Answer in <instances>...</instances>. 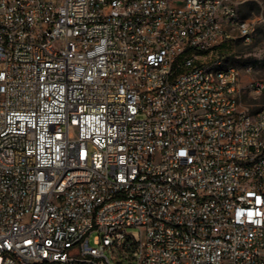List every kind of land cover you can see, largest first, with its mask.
<instances>
[{"label": "built area", "instance_id": "built-area-1", "mask_svg": "<svg viewBox=\"0 0 264 264\" xmlns=\"http://www.w3.org/2000/svg\"><path fill=\"white\" fill-rule=\"evenodd\" d=\"M232 29L233 0H0V264H264Z\"/></svg>", "mask_w": 264, "mask_h": 264}, {"label": "rangeland", "instance_id": "rangeland-1", "mask_svg": "<svg viewBox=\"0 0 264 264\" xmlns=\"http://www.w3.org/2000/svg\"><path fill=\"white\" fill-rule=\"evenodd\" d=\"M233 1L240 17L249 20L255 30L252 38L245 40L236 29H232L233 36L218 48V52L222 67L239 68L243 86L242 102L251 111H256L264 105V94L254 97L249 91V84L264 80V0Z\"/></svg>", "mask_w": 264, "mask_h": 264}]
</instances>
